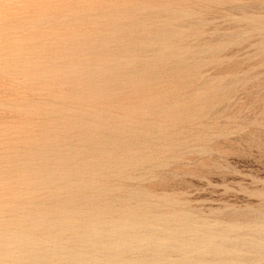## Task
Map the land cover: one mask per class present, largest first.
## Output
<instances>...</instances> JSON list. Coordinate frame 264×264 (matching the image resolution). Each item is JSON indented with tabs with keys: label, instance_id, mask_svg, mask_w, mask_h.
Instances as JSON below:
<instances>
[{
	"label": "rangeland",
	"instance_id": "1",
	"mask_svg": "<svg viewBox=\"0 0 264 264\" xmlns=\"http://www.w3.org/2000/svg\"><path fill=\"white\" fill-rule=\"evenodd\" d=\"M0 17V232L56 210L50 192L139 191L150 217L185 213L264 258V0H0ZM85 61L107 67H68Z\"/></svg>",
	"mask_w": 264,
	"mask_h": 264
},
{
	"label": "bare ground",
	"instance_id": "2",
	"mask_svg": "<svg viewBox=\"0 0 264 264\" xmlns=\"http://www.w3.org/2000/svg\"><path fill=\"white\" fill-rule=\"evenodd\" d=\"M38 22L46 24L42 18ZM89 46L97 51L105 49L95 41ZM125 64L117 61V66ZM74 66L107 67L106 62L68 65L69 68ZM32 68L29 61L16 67L5 66L13 72L25 73ZM91 77L86 75L83 80ZM153 105L159 112L165 111L158 107L159 101H154ZM87 127L86 123H79L78 135L85 136L96 129L85 130ZM55 152L59 153L47 147L40 154L46 158ZM27 172L25 175H29ZM61 191L64 195L50 192V196L40 197L58 207L56 210L27 211L32 216L7 222L5 232H0V263L13 259L16 264H258L264 260L262 255L248 259L235 252L237 248L256 251L259 249L256 242L229 239L224 229L214 233L208 226L197 228L198 223L206 221L189 220L185 213L171 211L165 217H150V212L160 206L147 203L143 192L126 194L125 202L113 199L98 205L93 201L100 198L102 192L93 195L86 188H79V192H70L68 188ZM74 198L81 201L76 203ZM83 206L87 209L83 210Z\"/></svg>",
	"mask_w": 264,
	"mask_h": 264
}]
</instances>
